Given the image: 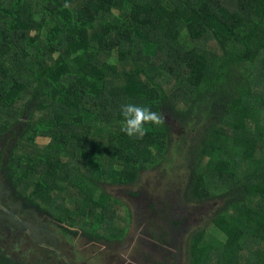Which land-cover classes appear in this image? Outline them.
I'll list each match as a JSON object with an SVG mask.
<instances>
[{
	"label": "trees",
	"instance_id": "obj_1",
	"mask_svg": "<svg viewBox=\"0 0 264 264\" xmlns=\"http://www.w3.org/2000/svg\"><path fill=\"white\" fill-rule=\"evenodd\" d=\"M129 102L159 122L128 136ZM167 117L202 129L168 195L222 201L185 239L188 264H264V0H0V171L26 208L88 241L122 238L129 209L102 186L160 167ZM165 252L142 264H174ZM0 264L23 263L0 250Z\"/></svg>",
	"mask_w": 264,
	"mask_h": 264
},
{
	"label": "rangeland",
	"instance_id": "obj_2",
	"mask_svg": "<svg viewBox=\"0 0 264 264\" xmlns=\"http://www.w3.org/2000/svg\"><path fill=\"white\" fill-rule=\"evenodd\" d=\"M172 118H166L171 126L172 140L166 160L160 167L141 173L133 185L102 186L106 193L119 198L129 209L128 230L122 238L94 242L80 234L65 233L55 221L16 200L13 189L3 182V172L0 171V250L23 264H142L148 251L156 254L155 260L168 251L174 264H188L185 239L197 228L211 230L209 219L222 207V201L191 202L186 198L183 201L172 199L168 195L170 188L177 184L180 190L183 188L185 171L180 151L184 148V137L194 138L197 142L202 132L200 125L194 135H183L186 127ZM38 141L47 144L49 139ZM157 209H164L160 214L165 219L161 230H165L168 241L158 242L159 235L156 234L161 230L152 233L161 223H151V219L157 216ZM151 261L147 259L148 264Z\"/></svg>",
	"mask_w": 264,
	"mask_h": 264
},
{
	"label": "clouds",
	"instance_id": "obj_3",
	"mask_svg": "<svg viewBox=\"0 0 264 264\" xmlns=\"http://www.w3.org/2000/svg\"><path fill=\"white\" fill-rule=\"evenodd\" d=\"M121 115L123 117L122 131L128 136L143 135L147 122H159L158 115L147 106L130 102L121 106Z\"/></svg>",
	"mask_w": 264,
	"mask_h": 264
}]
</instances>
